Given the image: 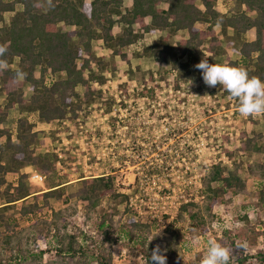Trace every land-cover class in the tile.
<instances>
[{"label": "trees", "instance_id": "1", "mask_svg": "<svg viewBox=\"0 0 264 264\" xmlns=\"http://www.w3.org/2000/svg\"><path fill=\"white\" fill-rule=\"evenodd\" d=\"M233 1L239 10H232L225 0H131L128 8L124 7L123 0H51V3L49 0H0V45L7 47L3 58L9 65L7 70L0 72V93L4 95V104L0 106V201H3L0 229L6 231L0 232V264H91L92 260L96 264H112V235L121 223H114L113 218L120 207L123 211L129 210L128 195L114 190L112 175L80 181L76 196L86 203V215L104 204L97 225L99 239L89 240L95 253L78 241L79 235L87 241L82 233L65 231V218L74 211L54 212L50 221L41 218L48 199H59L64 186L54 183L57 155L36 151L43 145L38 138L43 132L39 125H48L50 129L45 134H52L68 112L75 114L82 106L101 100L100 91L93 84L106 82L103 71L108 66L114 69V63L95 56L94 41H101L112 57L119 55L126 60L123 50L142 44L143 35L166 33L153 47H144V51L160 62L170 60L169 66L159 71L158 80L166 81L171 77L175 92L181 90L183 82L193 79L203 82L201 71L194 67L203 58H208L210 64H221L218 57L228 51L238 57H227V65L242 67L250 77L256 76L264 81V0ZM218 5H223L225 12L219 11ZM218 22L219 32L216 31ZM115 23L123 26L117 36L112 33ZM134 26L138 28L136 32ZM180 33L186 36L175 41ZM18 70L26 74L21 81L14 79ZM27 85L31 91L29 99L23 96V88ZM79 86L85 91L82 99L74 101L78 96L75 89ZM220 90L221 97L229 99V94L221 87ZM144 92L142 90L138 95ZM228 101L238 109L236 100ZM110 102L105 103L106 112H110ZM11 110L16 111L15 117L10 115ZM261 117L264 120V115ZM262 137L259 133H253L252 137L247 135L241 150L264 154V143L259 141ZM28 166L45 176L49 185L47 191L30 192L24 181L26 175L20 173ZM240 166L236 164L228 171L220 163L212 164L198 189L201 203L187 201L180 204L177 217L181 219L187 214L200 234H206L207 224L214 220L213 207L221 205L227 193H245V182L237 172ZM167 170L166 165L163 168L158 165L150 167L147 174L161 176L167 174L164 173ZM245 171L262 180L257 200L263 205L264 165H247ZM8 173L20 174L16 185L6 182ZM29 198L33 202L20 207L19 215L32 224L18 229L16 219L5 218L3 211ZM237 218L248 222L246 213ZM120 228L123 237L136 243L146 264L148 261L152 264V245L159 241H165L171 251L166 256V264H176L172 257L171 237L158 234L149 239L143 231L148 226L129 219ZM47 237L54 239L53 245L41 249L36 243ZM243 237L251 241L262 238V251L249 258H256L257 264H264V230L249 228ZM217 242L222 244L223 240L217 239ZM45 253H51L52 259L43 263ZM247 259L246 255L236 261L244 264Z\"/></svg>", "mask_w": 264, "mask_h": 264}, {"label": "rangeland", "instance_id": "2", "mask_svg": "<svg viewBox=\"0 0 264 264\" xmlns=\"http://www.w3.org/2000/svg\"><path fill=\"white\" fill-rule=\"evenodd\" d=\"M225 2L234 11L240 9L233 0ZM123 3L128 8L131 0H123ZM223 5H218L217 9L225 12ZM122 28V24L115 23L113 35H119ZM133 29L136 32L138 28L134 26ZM216 31L219 32V28ZM165 35L164 32L143 35L142 44L123 50L126 60L119 55L112 57L111 51L101 41L92 43L95 56L113 62L114 69L108 66L103 71L106 82L102 85L93 84L99 89L101 100L82 106L75 114L68 112L52 134H45L50 129L48 125H39L43 132L38 134V138L43 145L36 151L58 150L62 159L55 166L54 183L64 186L59 199H48V205L40 217L50 221L54 212L65 209L68 213L74 211L65 218V231L69 234L82 233L87 241L81 235L78 241L88 251L94 252V245L89 244V240L99 239L97 225L104 204L86 215V203L79 200L76 193L81 180L102 177L100 175L111 172L114 190L128 195L130 200L129 210L123 211V207H120L113 218L114 223L121 221L120 226L123 227L124 221L129 219L148 226L143 231L149 239L158 234L164 238L171 237L174 247L172 257L176 264H200L210 239H222V244L231 249L230 264H238L236 260L246 255L248 259L244 264H257L256 258L249 257H255L262 251V238L251 241L243 234L249 228L264 230V204H259L257 200L262 180L256 174L246 173L245 168L247 165H264V154L246 152L241 148L247 135L252 137L253 133L261 134L263 137L259 141L264 143V120L261 116L241 117L233 103L227 97H221L218 85L208 87L204 82L193 79L183 82L181 90L175 92L171 77L159 81V71L167 68L170 60L160 62L149 56L144 47H153L159 37ZM184 36V33L178 34L175 41ZM249 37H252V32ZM227 57L236 59L238 56L228 51L218 59L221 64H226ZM38 72L39 69L36 74ZM142 90L145 92L138 95ZM213 90L214 94L211 95ZM75 91L78 96L74 101L82 99L85 89L79 86ZM23 96L25 99L31 96L28 85L23 88ZM140 97H147L150 101L140 100ZM109 101L116 105V115H121L117 132H114L113 119L104 115L107 114L105 103ZM119 101H122L121 105ZM3 104L4 95L0 93V106ZM10 115L15 117L16 111L11 110ZM107 122L113 126L110 130ZM62 140L66 145H61ZM58 141L61 144L56 143ZM217 163L228 171L233 170L236 164L241 165L237 172L245 182V193H227L224 202L213 207L214 220L207 224L206 234H200L188 215L184 214L179 219L177 211L184 202L201 203V194L197 189H200L201 179L210 166ZM158 165L161 168L166 165L168 170L164 173L167 174H147L150 167ZM30 167L23 168L20 173H25ZM19 177L20 174L8 173L5 180L8 184L16 185ZM24 181L34 194L47 191L49 187L46 182L41 187L30 185L26 179ZM32 202L31 198L20 201L4 210L3 216L16 219L18 229L28 227L32 222L23 220L19 209ZM2 203L0 201V205ZM245 213L248 214L247 223L237 218ZM120 226L112 235V264H146L136 243L128 241L120 233ZM0 232L5 233V228H1ZM53 242L52 237H47L36 244L45 249L52 247ZM245 243L247 248L241 250L239 245ZM156 246L165 256L170 255L165 241L153 244L152 248ZM51 257V253H45L43 263ZM91 264H96V261L92 260Z\"/></svg>", "mask_w": 264, "mask_h": 264}, {"label": "clouds", "instance_id": "3", "mask_svg": "<svg viewBox=\"0 0 264 264\" xmlns=\"http://www.w3.org/2000/svg\"><path fill=\"white\" fill-rule=\"evenodd\" d=\"M49 3H51V0H49ZM216 27H220L219 22ZM6 52L7 47L0 45V72L7 70L9 67L7 60L3 58ZM194 67L201 71L206 86L216 87L219 85L229 94V99L238 102V112L241 117L264 115V81L259 77H250L242 67L210 64L208 58H203ZM25 76L24 72L18 70L14 79L20 81ZM207 244V251L201 258L200 264H230L232 252L229 247L224 246L215 239L208 240ZM239 247L241 250H245L247 245L246 243L240 244ZM166 259L159 246L152 250L150 256L152 264H166Z\"/></svg>", "mask_w": 264, "mask_h": 264}, {"label": "built area", "instance_id": "4", "mask_svg": "<svg viewBox=\"0 0 264 264\" xmlns=\"http://www.w3.org/2000/svg\"><path fill=\"white\" fill-rule=\"evenodd\" d=\"M177 92H179V91H177ZM140 100H148V101H150L147 97H140L139 98ZM119 104L121 105L122 104V101H119ZM119 105V106H120ZM116 105L115 104H112V106H111V109H110V112H107V114H104V115H107V116H110L112 119H113V121H114V132H117L116 131V128L119 126V120H121L120 118H121V115H116ZM118 110V109H117ZM210 110V109H209ZM119 112V111H118ZM117 118H119L118 120H116ZM115 124H117L116 126H115ZM107 126H108V129L110 130L111 129V126L110 125H108V122H107ZM113 127V126H112ZM113 136V135H112ZM56 143H58V144H61V142L59 143V141L58 142H56ZM55 145V144H54ZM61 145H66V143H64L63 142V140H62V144ZM45 152H49L48 150H46ZM52 152L53 153H55L56 155H57V157H58V162H57V164H59L61 161V159H62V155L60 154V153H57L58 152V150H52ZM126 162V161H125ZM121 165H122V163H121ZM121 165H119L118 167H120ZM21 174H24V175H26V180H27V182L30 184V185H38V186H43V184H44V182H45V176H43V175H41V174H39L34 168H32V167H30L29 168V170L27 171V170H25V173H21ZM108 175H112V173L111 172H107L106 174H104V175H100V176H108ZM197 192H198V189H197Z\"/></svg>", "mask_w": 264, "mask_h": 264}]
</instances>
